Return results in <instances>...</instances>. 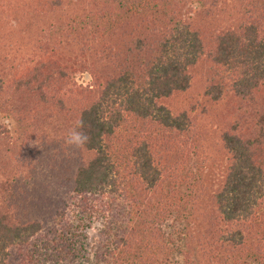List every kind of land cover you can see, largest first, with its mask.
I'll return each mask as SVG.
<instances>
[{"label":"trees","instance_id":"trees-1","mask_svg":"<svg viewBox=\"0 0 264 264\" xmlns=\"http://www.w3.org/2000/svg\"><path fill=\"white\" fill-rule=\"evenodd\" d=\"M1 116L0 264H264V0H0Z\"/></svg>","mask_w":264,"mask_h":264},{"label":"rangeland","instance_id":"rangeland-1","mask_svg":"<svg viewBox=\"0 0 264 264\" xmlns=\"http://www.w3.org/2000/svg\"><path fill=\"white\" fill-rule=\"evenodd\" d=\"M38 30L41 29V23H39L36 27ZM73 81L75 82L76 85H80L81 87H86V86H89L91 85V75L88 74V72L86 71H80V72H76L74 75H73ZM91 88V87H89ZM0 124L1 126L5 127V129L8 131L7 135H8V139L7 140H4L5 142L2 143L3 146H7L9 148L12 149V144L13 142L16 140V143H15V146H18L20 144V140H18L19 136L21 135L22 133V129L19 128L15 122H13L11 119L9 118H5V117H0ZM207 129V130H206ZM209 128H205V132L203 133V143L209 145L207 146L205 149V153L209 151V153L215 151L216 149L219 150V145H218V142H219V139H218V135H214L212 134V132L214 131L213 127L211 128V130H208ZM217 132V131H216ZM4 135H1V138L3 137ZM217 143V144H216ZM215 145V147H214ZM215 149V150H214ZM42 152V150L40 151V153ZM218 153V152H217ZM41 155V154H40ZM216 158H220L218 157L219 155L215 153L214 155ZM212 160V157H210ZM223 158V157H222ZM221 158V159H222ZM217 160L215 161L216 164H220V160ZM27 161H30L33 163V166H36L37 165V162H36V159H34L32 161V159H25ZM208 164H206V167L202 170V174L205 175V173L208 172L207 174V179H209L210 181H214L217 177H219V173L221 172V170H219L217 168V166H213V167H210L209 169L207 168ZM206 168L208 169L207 172H204L206 170ZM191 172L194 173L195 170L191 169ZM31 174V173H30ZM29 174L28 173H22V172H18L14 178L11 177L12 175H2V173L0 172V202H3L4 199H13V200H19L21 197H25V190H24V182L25 180H28V178L30 177V175L28 176ZM42 183L44 181V177L40 178L38 180V183L40 182ZM216 181V180H215ZM46 199V192L44 193L42 190H37L36 192V195H35V198H30L29 199V203H30V210L31 211H34L36 212V209L37 208H43V206L39 203H43V201ZM16 201L13 202V205H12V209H14V203ZM10 203L12 204V202L10 201ZM1 205V204H0ZM52 213V209L51 210H47L46 213H44L42 215V217L44 216V218L46 219L45 222H47L48 218V214H51ZM40 222L41 220L38 219ZM95 232V229H90L88 232H87V242L90 246H93L95 241L93 240L94 237H96V234L94 233ZM89 249V252H92V248L91 247H88Z\"/></svg>","mask_w":264,"mask_h":264},{"label":"clouds","instance_id":"clouds-1","mask_svg":"<svg viewBox=\"0 0 264 264\" xmlns=\"http://www.w3.org/2000/svg\"><path fill=\"white\" fill-rule=\"evenodd\" d=\"M85 127L83 119L75 122L64 138V143L69 149L79 150L84 148L90 141L89 135L83 131Z\"/></svg>","mask_w":264,"mask_h":264}]
</instances>
